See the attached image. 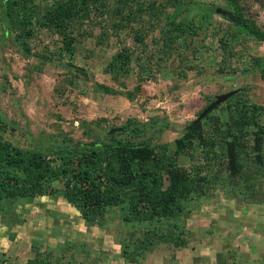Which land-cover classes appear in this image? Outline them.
Listing matches in <instances>:
<instances>
[{
	"label": "rangeland",
	"instance_id": "374dc122",
	"mask_svg": "<svg viewBox=\"0 0 264 264\" xmlns=\"http://www.w3.org/2000/svg\"><path fill=\"white\" fill-rule=\"evenodd\" d=\"M3 1L0 117L9 126L0 132L5 140L23 148L48 150L62 136L104 142L111 128L129 122L132 127L145 124L138 134L130 130L111 135L149 142L159 154L177 155L178 168L190 179L191 188L183 213L171 220V227L156 220L126 219V204L108 207L103 225L88 224L62 195L64 179L52 182V194L17 206L3 200L0 264H264V165L252 150L257 127L247 125L242 134L247 147L238 156L236 168L224 155L226 147L219 131L215 132L213 117L203 121L204 135L215 132L220 140L213 149L196 137L176 154V139L216 95L240 88V98L264 105V41L239 32L233 21L217 11L226 7L235 12L234 4L196 0L216 8L208 18L197 6L183 10L176 22L192 20L197 35H188L184 46L174 48L159 41L165 15L161 19L145 15L148 22L137 33L131 28L118 32L109 22L101 23L107 14H96V19L79 29L70 60L56 53L60 36L52 26H35L29 38L31 53L25 52L16 38L18 30L2 13ZM48 1L54 0H37ZM172 1L156 3L167 4L168 14L175 8ZM238 2L245 18L264 31V0ZM125 48L131 56L124 66L128 73L121 74L124 69L120 74L111 72L110 62ZM97 84L120 93L102 92ZM227 104L212 115L228 121ZM247 113L264 126V111L249 107ZM160 232L171 233L178 241H159L155 234Z\"/></svg>",
	"mask_w": 264,
	"mask_h": 264
},
{
	"label": "trees",
	"instance_id": "16d2710c",
	"mask_svg": "<svg viewBox=\"0 0 264 264\" xmlns=\"http://www.w3.org/2000/svg\"><path fill=\"white\" fill-rule=\"evenodd\" d=\"M228 1L234 4L235 13L239 18V23L233 21L239 32L252 34L258 40L264 41V31L245 18L238 0ZM111 2L114 4L113 8ZM171 4L175 8L172 13L167 14V4H157L156 0H54L44 4L38 3L37 0H4L2 13L6 15V22H10L11 27L18 30L16 38L24 44L25 52L31 53L29 38L34 34L35 26H52L60 36L61 45L56 53L72 60L79 29L93 20L96 14H107L108 21L102 20L101 23L109 22L118 32L131 28L137 33H140L148 22L144 18L145 15L154 14L155 19H161L162 15H165L166 23L159 41L164 40L166 48H174L184 46L188 35H197V27L192 20L176 22L177 16L183 10L197 6L204 13L203 16L208 18L212 9L216 8L196 0H173ZM123 51L117 53L110 62L111 72L120 74L124 66L129 64L131 56L126 53L128 48ZM39 57L49 59L45 54H39ZM127 73L128 69H124L121 74ZM97 86L102 92L120 93L107 84ZM240 93L226 101L228 121H222L212 115L220 105L196 125H193V121L187 132L176 139V154L182 153L187 144L192 143L196 137L204 139L202 141L213 149L215 141H220L215 136V132L219 131V137L226 147L224 155L229 158L230 165L236 168L238 156L247 147L242 140V134L245 136L247 125H254L257 130L252 150L258 155L259 163L264 165V152H261L264 149V126L257 118H251L247 113L249 107L263 112L264 105L242 99ZM237 103L247 109L242 111L234 108L236 105L233 104ZM211 117L216 131L204 135L203 121ZM130 124L131 122L122 126L123 132L131 130L138 134L139 130L145 127V124H134L133 127ZM8 126L9 122L0 117V129L5 130ZM105 137L108 140L104 142L99 139L85 142L62 136L60 143L58 141L57 145L55 143L48 150H43L19 147L5 140L0 132V210L2 201L6 199L17 206L37 196L52 194V182L64 179L65 188L62 195L80 211L88 224L103 225L108 207L126 204L129 213L126 219L145 222L156 220L171 227V220L183 213L184 201L189 197L191 188L190 179L178 168L177 155L174 157L170 154H159L149 142L122 140L111 134H106ZM165 174L169 179V185L166 187ZM155 235H158L159 241H178L171 233L160 232ZM145 241L150 242L149 238ZM34 261L36 260H31V263Z\"/></svg>",
	"mask_w": 264,
	"mask_h": 264
},
{
	"label": "water",
	"instance_id": "95a60500",
	"mask_svg": "<svg viewBox=\"0 0 264 264\" xmlns=\"http://www.w3.org/2000/svg\"><path fill=\"white\" fill-rule=\"evenodd\" d=\"M218 12H220L221 14L225 15L228 19H230L231 21L234 22H238L239 23V18L237 17V14L234 11L229 10L226 7H219L217 9ZM241 91L240 88L234 89V90H230L228 92L222 93V94H218L216 95L215 99L213 102H211L204 110L203 112H201V114L198 116V118H196L193 122V125H196L199 121H201L209 112H211L216 106L221 105L222 103L226 102L229 98H231L232 96L238 94ZM123 127H115V128H111L109 130L110 134L116 133V132H121L123 131Z\"/></svg>",
	"mask_w": 264,
	"mask_h": 264
}]
</instances>
